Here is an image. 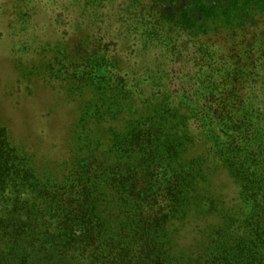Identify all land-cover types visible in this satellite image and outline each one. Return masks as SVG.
Wrapping results in <instances>:
<instances>
[{"label":"trees","instance_id":"1","mask_svg":"<svg viewBox=\"0 0 264 264\" xmlns=\"http://www.w3.org/2000/svg\"><path fill=\"white\" fill-rule=\"evenodd\" d=\"M54 7L63 39L78 34L74 13L82 8L83 24L88 19L99 36L51 39L46 75L89 89L90 118L138 105L144 119L112 126V141L118 151L148 148L144 161H157L102 167L83 158L67 185L52 187L0 127V264H175L160 233L192 209L213 229L182 264H264V0H58ZM102 27L115 34L102 35ZM188 47L198 68L190 82L172 67ZM222 176L234 185L225 195L230 205L215 194Z\"/></svg>","mask_w":264,"mask_h":264},{"label":"rangeland","instance_id":"2","mask_svg":"<svg viewBox=\"0 0 264 264\" xmlns=\"http://www.w3.org/2000/svg\"><path fill=\"white\" fill-rule=\"evenodd\" d=\"M57 1L0 0V127L6 128L12 146L27 166L52 187L67 185L71 169L83 158H90L88 162L102 167H144L143 164L155 163L153 156H149V163L144 161L145 154L150 153L148 148H137L132 153L128 146L118 151L117 140L112 141L110 135L112 126L128 129L133 121L144 119L141 114L144 111L138 105L117 115L112 113L108 120L97 115L90 118L89 89L69 81L57 82L46 75L54 58V43L50 41L63 39L54 25L53 16L59 11L54 7ZM83 10L73 12L75 23L78 21V38L70 33L64 42L89 43L99 36L95 32L97 27L88 24V19L83 24ZM111 29L102 27L101 34H115ZM123 47L124 42L119 43V48ZM182 51L180 61L172 67L178 71L180 81L190 82V76L198 69L197 55L191 47ZM95 72L99 77L105 74L101 68ZM260 95L264 100V85ZM224 129L230 132L227 125ZM214 188L218 198L230 205L225 195L234 192L233 183L222 176L215 180ZM111 193L107 195L110 203L114 197ZM211 229L209 222L201 219L194 209L189 214H177L165 236L160 233L163 243L170 241L172 263H186L198 243L207 241Z\"/></svg>","mask_w":264,"mask_h":264}]
</instances>
